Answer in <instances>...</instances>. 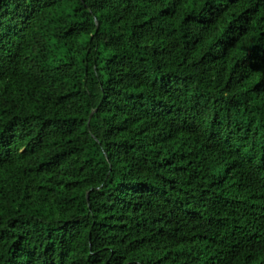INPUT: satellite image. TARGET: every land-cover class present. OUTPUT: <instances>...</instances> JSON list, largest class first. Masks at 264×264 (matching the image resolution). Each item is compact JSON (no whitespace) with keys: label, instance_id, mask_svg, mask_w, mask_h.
I'll use <instances>...</instances> for the list:
<instances>
[{"label":"trees","instance_id":"1","mask_svg":"<svg viewBox=\"0 0 264 264\" xmlns=\"http://www.w3.org/2000/svg\"><path fill=\"white\" fill-rule=\"evenodd\" d=\"M0 264H264V0H0Z\"/></svg>","mask_w":264,"mask_h":264}]
</instances>
